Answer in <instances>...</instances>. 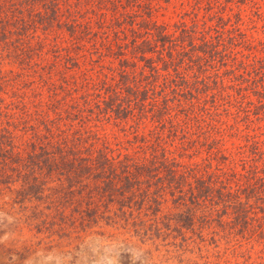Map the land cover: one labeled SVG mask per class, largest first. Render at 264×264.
Returning <instances> with one entry per match:
<instances>
[{
  "label": "rangeland",
  "instance_id": "rangeland-1",
  "mask_svg": "<svg viewBox=\"0 0 264 264\" xmlns=\"http://www.w3.org/2000/svg\"><path fill=\"white\" fill-rule=\"evenodd\" d=\"M110 5L0 0V264H264V0ZM155 25L162 51H178L165 77ZM141 39L154 71L128 52ZM37 138L50 151H98L114 179L118 164L137 165L129 204L118 209L88 176L62 195L58 168L38 198L21 199L13 155ZM251 171L256 194L234 198ZM196 178L210 199L189 198ZM185 205L188 227L173 218Z\"/></svg>",
  "mask_w": 264,
  "mask_h": 264
},
{
  "label": "trees",
  "instance_id": "trees-1",
  "mask_svg": "<svg viewBox=\"0 0 264 264\" xmlns=\"http://www.w3.org/2000/svg\"><path fill=\"white\" fill-rule=\"evenodd\" d=\"M110 1V0H109ZM116 0H111L110 7L112 8L115 4ZM120 2V1H119ZM48 5L46 1L42 4V9L48 8ZM120 5V3L118 4ZM117 6L116 8L111 9L112 15L117 13ZM37 13L35 16H38ZM45 15V14H44ZM42 16V15H41ZM118 17V13L116 16H114V20H116ZM49 20V19H47ZM23 21H21L22 23ZM162 27L159 25H155L154 30L152 31L154 43L157 45L156 51V58H157V68L159 70H165L166 75L169 73V62L172 60L173 56L176 55L178 51L173 52V56H170L171 50L164 49L162 51V48L165 46L164 40L166 39V36L162 34L161 32ZM181 37V35H180ZM181 40V38H179ZM187 42L189 43L190 40L187 39ZM135 48H129V51L131 54L136 56V58L142 63V66L148 69H152V71L155 70V67H151L149 56H147L150 52L154 51V45L151 41L146 39H141L140 43L137 44ZM178 50V47H177ZM182 50V49H180ZM121 51V50H120ZM126 52V50H125ZM162 52H164V55H162ZM165 52H167V55H165ZM187 52V51H186ZM191 51H188L187 56L190 58ZM169 58V59H168ZM123 61L126 59H122ZM125 62V61H124ZM167 64V65H166ZM126 68V67H124ZM149 71V70H148ZM154 75V73H151ZM120 86L123 87V91L125 93H128L129 91V85H128V79H127V72L123 71L120 75ZM141 98L144 96V89H141ZM109 103H106V105ZM119 104H117V107ZM46 126V125H45ZM1 138V135H0ZM47 139V136H45ZM36 140V139H35ZM40 138H37V142H31L29 146L26 148L23 154H16L13 155L14 159V167H13V181H17L18 189L16 190V193L20 196V198L24 197H34L38 198L43 191V188L45 186V179L44 177L49 176L53 170L58 168L56 170L57 176H62L61 179V185L59 187L60 192L62 191V195L66 194V192H73L72 190L80 189V184L82 177L88 176L91 177L93 180H98L96 187V191L101 193H105L107 189H111L107 192V195L109 197H113L115 194V197L117 198V204L118 209L121 210L120 206L129 204V201L132 199L133 191L135 190V185H137V179H136V170H138V166L133 164L127 165V163L118 164L122 170L121 173L117 172V175L114 179L112 177V173L110 172V168L107 164L109 162L107 161L106 157L104 155H99L98 151L95 152L93 156L89 154V150H87L85 153H83L78 147H75L73 145H69L63 148L57 147L54 151H50L45 146V143H39ZM0 141V145H1ZM12 149V146H9ZM1 151V148H0ZM4 154L6 155L7 152L4 150L0 153L1 159L5 158ZM58 156V157H57ZM60 157V158H59ZM59 158V162H58ZM120 163V162H119ZM161 166L163 165V160L161 163H159ZM140 168H144V170H148V163H142ZM105 171H107L105 173ZM1 174V173H0ZM1 176V175H0ZM159 177L155 178V181L158 180ZM5 179V178H4ZM262 179V177H256L255 171L248 172L245 174V177L243 179L244 187L243 189H240L239 192L236 195H233L234 198H237V195L244 194L245 197L249 196L247 195V191H250L251 194L255 195L257 188L261 186V184H258L259 181ZM0 182H4V180L0 179ZM6 182V181H5ZM45 182V183H44ZM117 182V183H116ZM115 183V184H114ZM210 181L208 183H204V181L200 178H196L194 180V184L191 188V192L189 193V198H195V199H210L209 197L211 195L210 190ZM84 186H87L84 184ZM249 186V187H248ZM248 189V190H246ZM192 190H194V193H192ZM58 194V193H57ZM136 195V194H135ZM138 195L141 196V198L144 200L145 195L143 193H138ZM224 196L230 198L229 194H224ZM241 198V195L239 196ZM250 197V196H249ZM155 201V199H153ZM230 211L232 212V217L237 218V216L240 214V207L242 203H240L239 199L237 201H233V203H229ZM64 207V206H63ZM89 212L88 216H92V211ZM166 218V217H165ZM174 219L181 220V224H183V227H188V222L191 221V217L189 214V209L185 205V207L174 214ZM167 219V218H166ZM167 221V220H166ZM187 222V223H186Z\"/></svg>",
  "mask_w": 264,
  "mask_h": 264
}]
</instances>
